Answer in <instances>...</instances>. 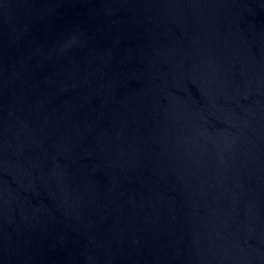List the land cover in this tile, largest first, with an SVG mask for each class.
I'll use <instances>...</instances> for the list:
<instances>
[{"label":"water","instance_id":"water-1","mask_svg":"<svg viewBox=\"0 0 264 264\" xmlns=\"http://www.w3.org/2000/svg\"><path fill=\"white\" fill-rule=\"evenodd\" d=\"M0 264H264V0H0Z\"/></svg>","mask_w":264,"mask_h":264}]
</instances>
